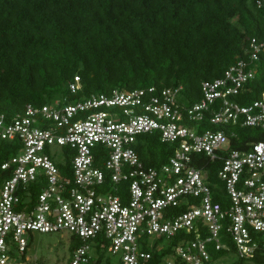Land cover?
I'll list each match as a JSON object with an SVG mask.
<instances>
[{
	"label": "built area",
	"instance_id": "built-area-1",
	"mask_svg": "<svg viewBox=\"0 0 264 264\" xmlns=\"http://www.w3.org/2000/svg\"><path fill=\"white\" fill-rule=\"evenodd\" d=\"M263 49L264 39L251 38L247 59L202 81L201 98L189 104L180 100L181 86H150L28 104L13 118L0 113V139L18 142L1 165L11 176L0 184V264H37L26 254L32 233L60 230L80 241L69 264H89L98 244L118 257L116 264H147L156 239L169 243L179 234L167 264L173 257L209 264L207 245L220 250L230 242L239 256L253 257L264 247V140L233 148L230 128L264 130V92L249 103L234 99ZM79 87L76 75L69 89ZM204 120L218 127L203 128ZM153 132L171 154L145 166L139 137ZM197 154L221 162L218 200ZM67 160L70 175L57 166Z\"/></svg>",
	"mask_w": 264,
	"mask_h": 264
},
{
	"label": "trees",
	"instance_id": "trees-1",
	"mask_svg": "<svg viewBox=\"0 0 264 264\" xmlns=\"http://www.w3.org/2000/svg\"><path fill=\"white\" fill-rule=\"evenodd\" d=\"M251 38L264 39V0H0V113L13 118L28 104L78 101L112 89L150 86H181L180 100L193 103L201 98L202 81L219 78L231 64L247 59ZM249 66L254 74L234 97L240 103L264 92V49ZM76 75L80 87L71 92L69 83ZM202 125L218 127L205 120ZM230 129L236 133L233 148L264 140V130L258 127ZM139 143L145 166L167 162L171 145L161 142L157 133L141 134ZM17 144L0 139V184L11 176L1 165L17 152ZM197 155L218 200L221 162ZM57 166L71 174L68 160ZM181 236L169 243L156 239L147 264H167ZM160 241L164 246L157 248ZM79 242L70 235V255ZM207 249L210 261L233 254L229 264H264V247L251 258L239 256L231 242L227 249L215 250L210 244ZM107 255L106 247L98 244L89 264H111ZM173 262L183 264L177 257Z\"/></svg>",
	"mask_w": 264,
	"mask_h": 264
},
{
	"label": "rangeland",
	"instance_id": "rangeland-1",
	"mask_svg": "<svg viewBox=\"0 0 264 264\" xmlns=\"http://www.w3.org/2000/svg\"><path fill=\"white\" fill-rule=\"evenodd\" d=\"M71 102L76 101L72 100ZM53 150L60 153V149L57 147H54ZM60 156V154L57 155V161L60 160ZM70 235L66 230L49 233L33 232L26 253L29 262L32 260L37 264H65L71 256L67 250ZM234 257L235 255L228 254L222 258L211 260L209 264H229ZM105 259L110 260L111 264H116L118 257L110 253Z\"/></svg>",
	"mask_w": 264,
	"mask_h": 264
}]
</instances>
